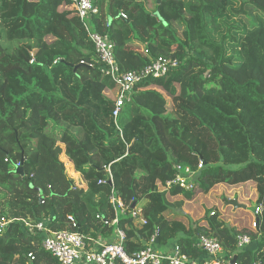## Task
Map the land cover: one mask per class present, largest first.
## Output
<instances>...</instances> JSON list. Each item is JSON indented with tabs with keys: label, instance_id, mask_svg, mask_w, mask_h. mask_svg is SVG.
<instances>
[{
	"label": "trees",
	"instance_id": "16d2710c",
	"mask_svg": "<svg viewBox=\"0 0 264 264\" xmlns=\"http://www.w3.org/2000/svg\"><path fill=\"white\" fill-rule=\"evenodd\" d=\"M92 1L91 29L115 44L121 73L160 58L179 66L135 88L120 132L106 95L117 85L102 72L74 0H0V220H13L0 236V264H58L26 225L41 220L90 246L122 230L129 255L157 234L161 249L175 243L199 259L195 243L209 237L233 264H264V210L252 231L230 227L217 210L187 228L164 216L168 195L191 200L249 182L264 208V0H161L155 12L139 0ZM179 167L196 173L195 189L159 191ZM113 187L127 208L117 225ZM135 203L144 227L130 216ZM242 235L252 243L238 250Z\"/></svg>",
	"mask_w": 264,
	"mask_h": 264
},
{
	"label": "built area",
	"instance_id": "2783aa9c",
	"mask_svg": "<svg viewBox=\"0 0 264 264\" xmlns=\"http://www.w3.org/2000/svg\"><path fill=\"white\" fill-rule=\"evenodd\" d=\"M74 2L78 16L95 44L96 52L103 64L102 72L111 77L117 85L118 93L116 96L111 91H107L106 95L114 102L113 118L117 129L121 132L118 120L126 104L132 100L135 88L148 78L165 76L170 70L178 67L179 62L172 58H160L141 71L121 73L115 58V44L108 35H101L92 30L89 24L90 19L98 14V7L92 0H74ZM123 17L126 18L124 15ZM201 167L202 165H200ZM105 170L109 174L110 182L113 185L111 167H105ZM178 171L179 174L174 181L167 183L166 187L158 184V190L167 191L168 188L174 185H179L186 191L194 190L196 173L187 167H179ZM110 201L115 210V219L112 225H117L120 217L127 214V208L114 193V187ZM263 210V205H258L254 216L259 219ZM129 213L139 225L143 227L147 225L148 222L143 218L141 206L136 205ZM70 219L75 226V220ZM257 219L254 222L255 228L257 227ZM12 221L0 220V236L5 233ZM26 225L35 228L41 234L44 249L57 259L58 264H233L235 262L233 257L225 258L224 250L217 239L209 237H201L195 243L197 249L204 251V256L199 259H192L185 255L177 244L170 249H161L156 246L157 234L150 237L144 249L129 255L123 246L125 233L119 229L116 232L114 242H96L93 246H90L81 233L72 231L54 232L50 229L46 220L33 224L26 222ZM251 243L252 240L248 235H242L238 238L237 249L244 250ZM28 257L31 262L35 261L33 254Z\"/></svg>",
	"mask_w": 264,
	"mask_h": 264
},
{
	"label": "rangeland",
	"instance_id": "374dc122",
	"mask_svg": "<svg viewBox=\"0 0 264 264\" xmlns=\"http://www.w3.org/2000/svg\"><path fill=\"white\" fill-rule=\"evenodd\" d=\"M139 1L143 3L150 12L156 11L157 0ZM116 95L117 92L115 93V96ZM64 161L67 164L70 176L80 185L84 186L81 178L77 177V174H75L72 164H70L66 158ZM218 186L219 187L217 188H213L208 194H202L199 192L194 193V198L188 200V202L192 203L187 205V208L182 211L174 210V207L177 208V206H171L167 200L169 203V209L166 210L164 216L171 221L181 223L187 228L195 223L199 226L204 225L206 211L217 210L221 214V220L230 227L238 230H255L257 227L255 228L254 222L257 217L254 216V213L258 199L256 185L249 182L234 187ZM17 191L21 192L22 188ZM232 202H237L239 207H235ZM179 203H183V201ZM179 203L177 202L176 205Z\"/></svg>",
	"mask_w": 264,
	"mask_h": 264
},
{
	"label": "crops",
	"instance_id": "0c3cea01",
	"mask_svg": "<svg viewBox=\"0 0 264 264\" xmlns=\"http://www.w3.org/2000/svg\"><path fill=\"white\" fill-rule=\"evenodd\" d=\"M75 174H77V177L80 178V174H78V173H75ZM251 183H253V182H251ZM253 184H255V183H253ZM241 185H243V184H241ZM221 186L232 187V186H229V185H221ZM217 187H219V186H216L215 188H217ZM167 200L169 201V203H170L171 206H177L178 205V204L176 205L177 202L179 203V202H182L183 201V203H179V204H183V206H182L181 209H179L178 206H177V208L174 207V210H177V211L184 210L185 208H187V205H190L192 203V202H188V200H185L184 197L183 196H180V195L179 196H170V195H168L167 196ZM174 222H176V221H174ZM204 225H205V223H204ZM114 241H115V239L112 242H114ZM173 245H175V243H172L168 247L163 248V249H170Z\"/></svg>",
	"mask_w": 264,
	"mask_h": 264
},
{
	"label": "water",
	"instance_id": "95a60500",
	"mask_svg": "<svg viewBox=\"0 0 264 264\" xmlns=\"http://www.w3.org/2000/svg\"><path fill=\"white\" fill-rule=\"evenodd\" d=\"M157 2H158V4H160V3H161V0H157ZM156 15H157L158 17H160L159 12H157ZM109 19H111V17H109ZM232 204H233L235 207H239V205H238L237 202H232ZM136 205H137V203H135V204L131 207V209H134ZM245 208H246V207H245ZM258 222H259V219H257V224H258ZM145 245H146V243H145ZM235 260H236V258H235L233 261H235Z\"/></svg>",
	"mask_w": 264,
	"mask_h": 264
}]
</instances>
